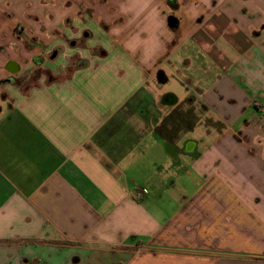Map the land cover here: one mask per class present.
Returning <instances> with one entry per match:
<instances>
[{
	"label": "crops",
	"instance_id": "0c3cea01",
	"mask_svg": "<svg viewBox=\"0 0 264 264\" xmlns=\"http://www.w3.org/2000/svg\"><path fill=\"white\" fill-rule=\"evenodd\" d=\"M0 264H264V0H0Z\"/></svg>",
	"mask_w": 264,
	"mask_h": 264
},
{
	"label": "rangeland",
	"instance_id": "374dc122",
	"mask_svg": "<svg viewBox=\"0 0 264 264\" xmlns=\"http://www.w3.org/2000/svg\"><path fill=\"white\" fill-rule=\"evenodd\" d=\"M166 76V79H163L162 81L159 79H155L150 84V86H152L154 90H156L155 95L157 96V94H160L161 96H164L165 94H173L181 100L187 91L183 88V85L180 84L176 77L172 76L171 74H166ZM206 125L208 124H206L205 121L203 122V124H198L197 133H203L207 128Z\"/></svg>",
	"mask_w": 264,
	"mask_h": 264
},
{
	"label": "built area",
	"instance_id": "2783aa9c",
	"mask_svg": "<svg viewBox=\"0 0 264 264\" xmlns=\"http://www.w3.org/2000/svg\"><path fill=\"white\" fill-rule=\"evenodd\" d=\"M146 193V191H139L137 197H141Z\"/></svg>",
	"mask_w": 264,
	"mask_h": 264
},
{
	"label": "water",
	"instance_id": "95a60500",
	"mask_svg": "<svg viewBox=\"0 0 264 264\" xmlns=\"http://www.w3.org/2000/svg\"><path fill=\"white\" fill-rule=\"evenodd\" d=\"M175 102V99L172 101V103H174Z\"/></svg>",
	"mask_w": 264,
	"mask_h": 264
}]
</instances>
